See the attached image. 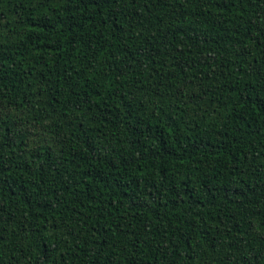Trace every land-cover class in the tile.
<instances>
[{
	"label": "trees",
	"instance_id": "trees-1",
	"mask_svg": "<svg viewBox=\"0 0 264 264\" xmlns=\"http://www.w3.org/2000/svg\"><path fill=\"white\" fill-rule=\"evenodd\" d=\"M0 264H264V0H0Z\"/></svg>",
	"mask_w": 264,
	"mask_h": 264
}]
</instances>
